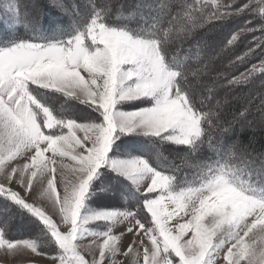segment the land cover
Returning a JSON list of instances; mask_svg holds the SVG:
<instances>
[{"label":"snow or ice","instance_id":"6c2138e0","mask_svg":"<svg viewBox=\"0 0 264 264\" xmlns=\"http://www.w3.org/2000/svg\"><path fill=\"white\" fill-rule=\"evenodd\" d=\"M46 7L47 27L19 0L0 8V249L47 264H264V151L228 135L256 97L229 118L216 67L240 45L236 61L264 57V0ZM211 27L222 38L209 43ZM256 72L264 58L227 83Z\"/></svg>","mask_w":264,"mask_h":264},{"label":"rangeland","instance_id":"374dc122","mask_svg":"<svg viewBox=\"0 0 264 264\" xmlns=\"http://www.w3.org/2000/svg\"><path fill=\"white\" fill-rule=\"evenodd\" d=\"M30 1L29 5H36L35 8H33L34 10H32V12L39 10V13H44V12H50L51 14H55L53 13L52 9H45L44 12H41V10L44 8H46V2L44 0H28V2ZM49 3V0L47 1ZM223 2L227 3L229 2V0H223ZM47 3V4H48ZM28 4L24 3V6ZM22 7V6H21ZM52 10V11H51ZM52 16V15H51ZM49 16V18L51 17ZM48 17V15H47ZM54 18V17H52ZM216 28H213L211 32H208L206 35H209L207 41L209 43H212L214 41H217L218 39H220L221 34H219L218 36H214L213 34V30H215ZM207 36L205 37L206 40ZM242 45H240L239 47H241ZM246 51V47L242 46L241 50L239 52L236 53V56L242 55L243 52ZM234 54L231 50H225V53L221 56V58L218 60L216 67L218 68L219 72L222 73V75L219 77L218 80V84H219V91L221 92V98L224 100L228 101V104L230 105V103H232L233 101H237L240 96H241V90L246 86H229L227 81L229 79H231L234 76H239L240 74L246 72L247 69H249L253 64L259 65V61L258 62H254V60L257 59V55L253 56L251 59H246L244 62L240 63H236V67H231L230 72H226L227 71V67H230L231 64H227L226 60L230 59L231 55ZM236 56L234 57V59H236ZM226 70V71H224ZM255 74V73H254ZM261 74V75H260ZM225 75V76H224ZM256 75H260L261 78H257V79H253L251 78V83L253 84V93L250 94L247 98H246V102L243 106V108L248 106V101L252 100L254 97H256V99L254 100V105L259 103L258 100V94L264 92V73H260V72H256ZM238 94V95H237ZM228 106V105H227ZM227 110V109H226ZM243 111V110H242ZM230 118V117H229ZM239 122H234L232 129L230 130V133L228 135H230V138H234L236 135L233 134L232 130H234V133H236V130H248L247 132L249 133H255L260 132L262 130H264V116L261 115L260 112H258L256 110L255 107L252 106L251 111L249 112V114H247L246 118H238ZM237 127V128H234ZM239 130V131H240ZM238 141L240 142L241 146H247L245 142L240 141V139H238ZM250 147L247 146V150L250 151L249 149ZM252 152V151H251ZM260 153V152H259ZM256 153V154H259ZM35 195V193H34ZM29 233V229L24 225V224H19L18 227L12 232V236L19 238V237H24ZM91 239V238H89ZM130 239V238H128ZM82 243L87 244L88 240H84L82 241ZM125 243H127V239L125 240ZM14 256L15 258L13 260H8L11 259L10 257ZM223 253L221 254V259H222ZM119 259V258H118ZM0 264H47L46 260H42L40 259L38 256H36L35 254L31 253L30 251H28V254L26 255V257H17V255L15 253H8L5 252L3 249H0Z\"/></svg>","mask_w":264,"mask_h":264},{"label":"trees","instance_id":"16d2710c","mask_svg":"<svg viewBox=\"0 0 264 264\" xmlns=\"http://www.w3.org/2000/svg\"><path fill=\"white\" fill-rule=\"evenodd\" d=\"M44 1L46 2V6H47V3H48L47 1L48 0H44ZM8 2H9V0H0V8H2L3 5L5 3H8ZM12 2H16V0H12ZM19 3L22 6L21 7V11L22 12L24 11V3L28 4V10L29 11L32 12V10H34L33 7H32V5L31 4L29 5L30 1L28 2V0H19ZM45 9L49 10L51 8H48V7L44 8L43 7V9L41 10V12H44ZM37 12L39 13L40 11L39 10H36L35 12L33 11V14H35ZM52 12L55 13V14H51L49 11L48 12H44V13H39L40 14V17L42 19V23L46 27L47 26L54 25V23L58 19L56 12L55 11H52ZM47 15H48V17H47ZM49 16H51V17L49 18ZM52 17H54V18H52ZM248 18L249 19H252L251 16L248 17ZM258 22L259 21H258V18H257L256 20H254L253 26H255ZM213 28H216L215 30H213L214 36H218L219 34H221V31L222 30L219 27H211L210 30L204 32V39H205L206 36H207L206 40L208 39L209 35H206V34L208 32H211ZM7 29H8V25L6 23H4L3 21H0V32H4ZM21 31H23V29H21ZM259 34H260L259 32L255 33V35H259ZM220 38H222V37L220 36ZM251 39H252V34L247 35V40H251ZM247 40L245 41V44L247 43ZM242 46H244V45H242ZM241 47H234V48H232V52L234 54H232L230 56L231 57L230 59L226 60L227 64H231V65H230V67H227V71L226 70H224V71L230 72V71H232V70H230L231 67H233V66L234 67L239 66V65H236L235 66L236 63H240L241 64L240 61H236V59H234V57L236 56V53L241 50ZM258 51L259 50H257V52ZM261 58H264V57H261V56L257 55V59L254 60V62L260 61ZM260 75H256V73H255V74H253L252 78L253 79L254 78L255 79H257V78L259 79V78H261ZM252 85L253 84L251 83V81H249V84L247 85V87H244L241 90V96H240V98L237 101H233L232 103H230V105L228 104L227 110H226V115L228 117L231 118V116L234 115L238 110L239 111H242L244 109L243 106H244V104L246 102V98L250 94L253 93L254 88H253ZM253 107H255L254 104H253ZM234 128H237V127H234ZM239 130H240V128H239ZM239 130H236V133H234V130H232L233 134L236 135V136L234 138H231V139H233V140L240 139V141L245 142L246 145L250 147L249 148L250 149V152L252 151L255 154L256 153H259L261 151H264V130H262L260 132H257L256 131L255 133L254 132L253 133L252 132L249 133V132H247L248 130H243V131L242 130L239 131Z\"/></svg>","mask_w":264,"mask_h":264},{"label":"bare ground","instance_id":"6f19581e","mask_svg":"<svg viewBox=\"0 0 264 264\" xmlns=\"http://www.w3.org/2000/svg\"><path fill=\"white\" fill-rule=\"evenodd\" d=\"M16 255H17V257L19 258H21V257H26V255L28 254V251L27 252H24V253H15ZM11 259H8V260H13L15 257L14 256H12V257H10Z\"/></svg>","mask_w":264,"mask_h":264}]
</instances>
